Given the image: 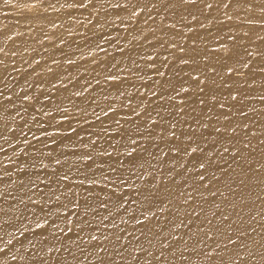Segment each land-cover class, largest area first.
Masks as SVG:
<instances>
[{
  "label": "snow or ice",
  "instance_id": "1",
  "mask_svg": "<svg viewBox=\"0 0 264 264\" xmlns=\"http://www.w3.org/2000/svg\"><path fill=\"white\" fill-rule=\"evenodd\" d=\"M79 6L84 7V4ZM110 6L126 12L130 20L138 19L141 14H144V24L148 25L151 21L154 25L149 27L148 31L155 35L159 29L163 33L156 37L157 42L164 41L160 43L161 47L167 43L165 37L168 32L164 30H173L176 28V24L161 23L157 25L156 17L163 21L170 14L173 18L179 15L178 22L183 24V21L188 20L189 17L192 21H197L199 16L204 15L206 11L211 13L220 10L224 11V18L229 21L233 17L228 15V11H232L242 23L247 20L248 24H252L253 19H264V0H259V3L257 0H125L123 4L116 3ZM241 11L245 13L243 17L240 15ZM256 11H259L261 16H253L249 19L248 13ZM183 26L187 27V25ZM200 26L203 27V24ZM188 30L192 31L190 27ZM145 39L147 38L145 37ZM229 39L233 40L234 46L232 49H226V58L234 59L238 55L235 51V38L229 37ZM167 46L180 53L187 51L184 47H178L176 43H167ZM221 47L226 46L222 45ZM190 50L192 53L198 52L196 47H192ZM0 53H4L3 48H0ZM12 55L15 56L16 53L13 52ZM247 55L251 56L252 53L248 52ZM256 56L261 58V62L264 63V50L257 52ZM148 59L151 61L153 57L149 56ZM179 59L182 64H188L189 60L193 64L197 63L194 55L189 56L188 59ZM167 60L168 57L165 56L164 61ZM3 63L4 61L0 60V65ZM36 63L38 64L39 61ZM161 64L163 67H168V64H164L163 61ZM235 64L242 65L243 68L249 67L248 62L241 60H235ZM147 67L153 68L160 76L165 75L151 63L147 64ZM222 67L226 69L229 76L238 71V67L228 63H224ZM204 71L219 78L215 66H207L200 74H204ZM260 71L264 73V68H261ZM106 79L115 80L117 77L108 75ZM191 80L196 84L195 95L200 97L198 105L204 106L208 111L204 112L201 108L200 111L203 115L197 119L191 114L197 112V108H191V112H187L189 104L180 101V106L177 108L178 123L181 128L188 125L189 130L180 131L178 135L177 122L165 120L160 111H157L156 116L153 117L143 107L142 101L133 107L132 100L129 99L126 106L131 108L134 116L141 117L143 113L147 114L143 115L142 124L138 120L132 128L137 139L128 135V142L123 145L127 149L124 153L128 160L127 165L123 161H119L116 166L110 165L107 169L108 174L102 173L99 180L93 175L85 176L83 180L73 181V188L69 189L67 193L58 191V189H64L65 182L69 181L70 177L66 172L58 173L55 167L52 169V174L58 178L54 181L45 179L39 174H36L35 180L29 179L27 184L21 181L14 191L23 193V196H17L14 192L0 189V233L5 232L6 222L3 218L12 213L14 218L22 220L24 214L32 210L29 208V204L38 205L41 201L43 202L45 207L41 208V212L44 214L45 224L52 216H56V219L60 220V210L68 209L69 205L71 206V215L63 217L65 227L58 228V225L53 224L51 236L55 243L51 245L48 243V236L43 235V225L40 223H37L36 227L42 229L41 237L28 240L27 246L18 241L20 247L13 246L15 247L13 251V247H9L12 245V239L6 242L0 240V244H3L0 247V264H5L6 261L8 264L17 261L21 264H49L50 260L55 264H161L162 260L169 264V255L178 259L180 264H190L192 256L201 259L204 264H264V244H259L258 247L249 246L244 242L249 238L245 231H240L235 239L228 235L226 241H219L215 237L223 235V233L219 231L218 226L213 225L212 219H207V230L204 226L197 225L199 231L196 233L190 227L193 221L189 217L196 212L193 202L202 197L206 191L210 192L213 197L217 192H220L218 187L215 191H211V187L220 180V177L216 175L217 170H220L222 174L227 172L224 164H227L225 153L229 152V147L225 146L224 140L235 139V136L226 137L224 134L229 131L236 133L239 127L238 125L234 126L230 121L223 127L212 124L215 115L212 110L217 105L221 109L224 107V104L219 103L215 95L216 80L212 78V75H206L204 80L200 79V75H196L192 76ZM221 80L224 82L222 78ZM3 83L4 79L0 76V84ZM165 84L171 85V81L160 83L159 98L161 101L168 102L169 107L175 108L177 106L171 104L175 97L167 95L164 90ZM171 89L175 92V85H171ZM180 91L187 93L189 89L181 84ZM151 95L157 96L156 89L151 90ZM176 95L179 96V92H176ZM20 99L28 101L31 97L24 94ZM231 99L235 101L236 95H231ZM260 99L264 100V96H261ZM0 101L11 103L12 97L6 96L4 91L0 90ZM136 108H141V112H137ZM2 110L3 103L0 102V111ZM108 111L111 112L114 109L110 107ZM104 115L107 116L108 113L105 112ZM241 115L247 117L248 114L241 111ZM205 119L207 123L204 122ZM225 119L229 118L225 117ZM216 120L218 123L219 116H216ZM189 121L193 123H189ZM126 122H128L127 119ZM160 125H164V127L159 132H155L153 126ZM210 125L215 127L216 136L209 144H206L202 139L203 133L199 130L208 128ZM243 127L247 128L248 125L244 124ZM141 139L156 151L153 153L147 148H143L140 143ZM25 142L27 143V141ZM250 143V140L245 142L244 148H248ZM221 148L222 151H220ZM141 149L148 151L149 158L133 155ZM216 152L219 153L218 156L215 155ZM104 154L101 153V155ZM107 155L111 156V153H107ZM237 156L242 160L245 159L239 149L232 154V160L235 161ZM85 158L92 159L91 156ZM141 160H143L142 163ZM180 161L186 162L181 163ZM54 164L61 165V160L56 159ZM32 167L35 168L36 164H32ZM231 167L232 165L228 164V168ZM258 167L264 169V163L258 162ZM39 168L43 170L48 168V165L40 160ZM253 171L255 170L253 169ZM190 173L191 176H189ZM7 175L11 174L7 173ZM177 176L182 177V184L175 181ZM85 180L93 185L99 184L100 191L85 189L81 198L80 193L75 191V187H82ZM206 180L207 183H205ZM0 183H2V179H0ZM228 191H232L230 185H228ZM61 196H64L66 203L61 200ZM24 197L27 199L25 200ZM34 197H38L39 200ZM5 202H8L7 207L4 206ZM21 205L22 207H20ZM32 211L34 212V210ZM196 215L198 217L199 213ZM213 218H216L215 214ZM227 219V216H222L221 223ZM185 221L188 222L185 223ZM11 226L15 227L14 224ZM178 229L184 231L178 234ZM251 230L255 231V229ZM193 241L195 242L193 243ZM209 241L215 247H211ZM54 251L62 252L63 255L51 256L50 254Z\"/></svg>",
  "mask_w": 264,
  "mask_h": 264
},
{
  "label": "bare ground",
  "instance_id": "2",
  "mask_svg": "<svg viewBox=\"0 0 264 264\" xmlns=\"http://www.w3.org/2000/svg\"><path fill=\"white\" fill-rule=\"evenodd\" d=\"M20 1H18L17 3L23 2L25 4L19 5L18 9H15L16 12L19 9L22 12V10H26H24V8L26 7H28L29 10L30 8L33 9V6H36L27 3L28 0ZM80 1L82 0H79V2ZM92 1L93 0H91V3H89L88 0V4L86 3V6H88L89 9L87 13L90 12L92 17L98 21L97 23L102 25L92 35L95 40H97L96 37L99 35L98 33L100 30H110L108 28H111L113 26V29H117L121 32V35H123L125 40L133 41L134 43L132 48H128L126 47V45H123L124 47L121 46V48L115 50L114 44H111L112 42L110 43L106 40V42L109 43L107 46H109L110 50L106 47L105 51H98L100 48L98 47V45L97 47H95L96 45H94V47L91 46L90 48L92 49H90L85 43L87 45V49L85 48V44L84 46L82 45L85 49H80V47H78V51V48H76L79 53L77 55V58L79 59V61H81L79 71L83 72L85 70L91 71L94 69H100L113 63V65L117 67L118 73H128V75L130 76V80L129 82L115 85V93L109 94L103 87H101V89L98 88L101 86L99 84H103V82L105 81V79H102L101 77L96 88H98L97 92L99 94L106 95V99L101 98L94 93L93 100L97 101L100 104L101 108L105 107V110L104 108L101 109L100 107L98 109L92 108L89 103L87 93H85L82 99L78 102V106L82 109H86L91 116H94L95 114L100 113V111H108V109L110 108V104L114 105V111H111L109 117L112 119V122L114 124L117 125V121H119V124L117 126L112 125L113 127H109L110 131H108L107 133L105 132L100 134L87 135L81 131L83 130V128H77L75 130H71L72 132L67 136H60L62 134H57L60 129H53L54 123L51 121L53 125L51 129H48V131L57 132L55 133L56 135L54 136V138H51L52 141L55 142V145L45 146L46 141L48 142L50 139L41 138L43 136L40 135L41 137H39L38 134V137L43 142L46 140L44 142V145L40 147L36 144L37 140L35 142H31L30 138L27 140V143H23L22 141H19L16 145H14L15 143L13 145L9 143L15 139L13 137L16 135V132L7 135L6 126L10 129H14L17 128L18 125L10 117L6 119H0V134H2L0 135V137H2L1 143L11 144L10 149L3 153H0V179H2V183H0V189L6 190L7 192H14V194L17 196H23V193L14 191L20 185L21 181L27 184L29 182V179L35 180L36 174L41 175L45 179H51L54 181L58 178L57 176H53L52 174V169L53 167H55L58 173L66 172L70 177L69 181L65 182V188L62 190L58 189V191H64L67 193L69 189L73 188V181L83 180L85 176L91 177L93 175H95L96 179L99 180L102 173L106 175L108 174L107 169L110 165L116 166L119 161H123L127 165L128 160L124 155L127 149L123 147V145L128 142V135H132L133 139H137V135L132 131V128L138 120H140L142 124L143 115L147 114L143 113L141 117L134 116L132 114L131 108L126 106L128 100H132L133 107H135L136 104L140 101H142L143 104L147 103V112H150L153 117L156 116L157 111H160L161 115L164 116V118L167 117L165 118V120L177 122V128L179 129L177 134L179 135L180 131L189 130L188 125H184L183 128H181L180 124L178 123L179 117H177V108L180 106V101H185L187 104H189V108L186 109L187 112H191V108H197V112L191 113L192 115L196 116L197 119H200V117L203 115V113L200 111L201 108H203L204 112L208 111V109L204 108V106L198 105V99L200 97H197L195 95L196 84L192 82L191 77L200 75V79L204 80L206 75H212V78L216 80V85L214 86L215 95L217 96L219 103L224 104V107L222 109L217 105V107L212 110L215 113L212 119V124L216 125L217 127H223L230 121L234 126L238 125L239 127L237 128L236 133H232L229 131L224 134L226 137L235 136V139L224 140L225 146L229 147V152L225 153L227 164H224L223 161H221V163L224 164V168L227 169V172L222 174L220 170H217L216 175L217 177H220V180L215 184V186L211 187V191H215V189L218 187L220 189V192H217V194L213 197L210 192L206 191L204 192V195L202 197L193 202V206L196 208V212L192 213V216L189 217V219L193 221L190 227L193 232L198 233L199 230L197 225L204 226L206 229L207 219H212L213 225L218 226L219 231L223 233V235H218L215 237L219 241H226V237L228 235H231L233 239H235L240 231H245L246 235L249 238L244 242L249 246L258 247L259 244H264V169H260L258 167V162L264 163V100L260 99L261 96H264V73L260 71L261 68H264V63L261 62V58L256 56L257 52L264 50V19H253L252 24H248L247 20H244V25L242 24L238 26H231L226 24L221 19V15L219 14L220 10H218L212 11L211 13L206 11L204 15L199 16L197 21H192L191 17H189L188 20L183 21V24H181L178 22L180 19L179 15L173 18V16L170 14L168 16L169 19L167 17V21L175 23L176 27L181 28H175L173 30L165 29L164 31L168 32V35L167 37H165V39H169V43H176L178 47H184L187 51L186 53H180L176 49H172L173 53L169 54V50L167 48L166 50L168 51L165 52L162 51L163 47L160 46V43H163L164 41L157 42L156 40V37L161 36L163 33L159 29L157 30L155 35L148 31L149 27L154 26L151 21L148 25H145L144 19L142 18L140 22H142L143 26L141 30H138L136 28L138 30L136 31V29H133L135 28L134 25H132L135 19L130 20L128 14L126 12L120 11L119 9H111L112 7L109 9L110 5H114L116 3L123 4L125 0H110L109 5L106 4L107 7L109 6L108 9L106 8L104 10L105 3L103 4V11L99 5H102L105 0L103 2L101 0H94V3ZM62 2L64 1L60 0L59 2L58 0H39L37 6H39L40 4L43 5L50 14L58 13L60 11H64L61 10L63 8ZM257 2L259 3V0H257ZM50 3L51 5L45 7L46 4ZM80 3H84V1ZM32 9H30V11ZM37 9L38 8H36V10ZM32 12L33 11L28 13ZM50 14H46L43 16V23H45L44 20L47 21V19L44 18L49 19V16L51 17ZM228 15H232L233 18L232 20H230L232 22L238 23L239 21H241L237 19L236 15H234L232 11H228ZM240 15L241 17H243L245 15L244 11H241ZM205 16H207V19H205ZM253 16L260 17L261 13H259V11L248 13L249 19H251ZM29 19L30 18L25 21H30ZM119 19H123V21L121 22V20ZM155 20L157 25L161 23L165 24L164 20L160 21L159 17L155 18ZM11 22H9V19L0 15V37L6 36L8 33L22 32V29L18 25L4 27L9 25ZM121 24H123L122 28L119 27V25ZM201 24H203V27L200 26ZM181 25H187V27H182ZM131 26H133V28H131ZM189 27L192 29V31L188 30ZM213 27H217L216 32L212 31ZM34 31L32 30L33 36H36L37 32ZM145 37L147 39H145ZM229 37L235 38V51L238 53V55L234 59L226 58V49H232L234 46L233 40L229 39ZM98 38L99 41L101 38L103 41V36L101 37L99 35ZM109 40L111 41V39ZM149 40H153V42H151L152 44L149 46V51H153V53H148V51L147 53L150 56H153V54L155 55L154 51H157V49H159L157 53H168V61L165 62H172L170 65L168 63V65L170 67L172 66V68L174 66L177 67L178 62L180 61V59L177 58L185 57L186 59H188L189 56L194 55L197 61L196 64H193L192 61L189 60L188 65H178V67L181 66V68L177 67L178 69H176L175 71L173 70L174 74L171 70L172 68L169 70L166 69L167 67H161L163 68L162 70H164V72L166 73L164 75L166 78L162 81V83L171 81V85H175L176 88V91L174 92L171 89V85L165 84L164 90L167 92V95L176 97V92H179V94L181 95L178 104L175 103V99L171 101V104L177 106L175 108L169 107V103L166 101H160L157 104L153 102L149 97H147L143 92L138 93L137 89L132 83L133 75L129 71H126L124 69V67H126L132 70L135 64L134 62H136L137 59H142L143 57L141 56H145L144 54H142V51H140L142 49L139 50V44L147 42ZM222 45L226 47L222 48ZM110 46H112L113 49ZM192 47H196L198 49V52L192 53L190 50ZM77 51L75 50V52ZM88 51L90 53L92 51L93 52L88 55ZM248 52L252 53V55H247ZM129 53L135 54L128 59H122ZM102 58L106 60H102ZM158 58L159 61L161 60L164 62V60H162V57L161 59L160 57ZM158 58H156L155 61H158ZM97 60H100V62L96 65V62L94 61ZM235 60L248 62L249 67L243 68L242 65L238 66L235 64ZM82 61H85V64H88L85 65L82 63ZM140 61L138 60V63ZM175 61L177 62L176 65L174 63ZM122 63L124 67L122 66ZM224 63H228L234 67H238V71L229 76L226 69L222 67ZM158 64L156 63V65ZM207 66H215L216 71L219 73V78L211 73H207L206 71H204V74L201 75L200 72L202 70H205ZM158 68L159 66L156 67V69ZM153 70V68L151 69L145 66L141 72L137 73V78L140 80H144L151 72H153ZM176 73H178V75H176ZM15 74L19 75L18 72ZM15 74L14 76L18 77ZM54 76H50L49 80L53 81ZM221 78L224 82H222ZM56 80L57 77L54 79V83H56ZM145 83L149 85L148 82ZM181 84L183 85V87L189 89L187 93L180 91ZM62 91H60L58 96H60V94L62 96ZM121 93H124V95H121ZM231 95H236L237 99L233 101L231 99ZM158 96L159 95H157V97ZM86 100L88 101L86 102ZM83 102L86 103L84 104ZM161 105H163V107H161ZM2 111L4 114L7 112L5 109H3ZM136 111L141 112V108H136ZM241 111L246 112L248 114L247 117L242 116ZM216 116H219L218 123L216 120ZM133 117L135 123L131 124V120ZM225 117H228L229 119L226 120ZM126 119L128 122H126ZM204 122L207 123V120L205 119ZM57 123L62 128L63 133L70 131V128L64 125L66 122L61 124L59 122ZM189 123L193 122L189 121ZM244 124H247L248 127L244 128ZM153 127L155 128V132H159L160 129L164 127V125ZM3 130L5 133L3 132ZM199 132L203 133L202 139L205 140L206 144H209V142H211L216 136L215 127H212V125H210L208 128L200 129ZM253 133H255L256 135L253 136ZM181 139H183V137H181ZM248 140H250L251 143L249 144L248 148H244V143ZM19 143H22L23 145L19 146ZM140 143L142 147L147 148L148 151H151L153 153L156 151V149H153L150 144H146L142 139L140 140ZM161 147H163V145H161ZM237 149L240 150V154L243 155L245 159L242 160L239 158V156H237L235 161L232 160V154L235 153ZM222 150L223 149L221 148L220 151ZM148 151H143L141 149L138 150V152L133 153V155H138L143 158H149ZM19 153L23 155V160L17 159ZM101 153L105 154L101 155ZM107 153H111V156H108ZM38 155H40L43 163L48 165V168L41 170L39 168V164L37 163L40 161L39 160L36 162L38 166L35 167L34 171L31 165L34 164L33 162H35V160L39 159ZM215 155L218 156L219 153L216 152ZM86 156H91L92 159L88 160L85 158ZM29 157L34 159H32V162H30L31 159L28 161L31 164H29L30 167H27L28 162L26 164L25 162L29 159ZM56 159L61 160V165L54 164V161ZM8 161H12L13 163L9 165L7 163ZM142 162L143 160H141V163ZM180 162L185 163L186 161ZM153 163H155V161H153ZM228 164H231L232 167L228 168ZM177 167H179V165H177ZM253 169L255 171H253ZM28 170L30 172H28ZM7 173H10L11 175L9 176L7 175ZM45 173H47V176H45ZM191 175L192 174L190 173L189 176ZM14 181L15 183H13ZM175 181L180 182L181 184L183 183L181 176L175 177ZM241 181H243V183H241ZM137 183H139V181H137ZM205 183H207V180L205 181ZM174 184L175 182L173 183V186ZM228 185L231 186V192L228 191ZM85 189L99 192L100 185H93L90 184L88 180H85V183L82 187H75V191L80 193L81 198L84 195ZM221 193H223V195H221ZM24 199L26 200L27 198L24 197ZM34 199L39 200L38 197H34ZM61 200L65 203L67 202L65 201L64 196H61ZM40 203L43 204L42 201ZM217 205H219V207H217ZM4 206L7 207L8 202H5ZM20 207H22V205ZM29 208L34 210V212L30 210L29 212L25 213L22 220L14 218L12 213L3 218V220L6 222L5 232L0 233V240L6 242L7 240L12 239V245H9V247H20V243L27 246L28 240H31L34 237H41L42 230L33 231L32 228L35 227L37 223H44V214L41 212L42 207L29 204ZM196 213H199L198 217ZM214 214L216 218H213ZM60 215L61 219L54 221V223L58 225V228H61V225L64 224L63 217L66 215H71V206L69 205L68 209H61ZM222 216L228 217V219L226 221H223V223H221ZM52 217L56 218V216ZM187 222L188 221H185V223ZM13 224L15 225V227L11 226ZM52 228L53 225L48 231H43V235L48 236V243L50 245L55 243L51 236ZM233 229H235V231H233ZM251 229H255V231H252ZM177 231L179 234L184 230L178 229ZM21 232H23L24 234L21 235ZM18 241L20 243H17ZM194 242L195 241H193V243ZM209 244L211 245V247H215V245L211 241H209ZM2 246L3 244H0V247ZM15 247H13V251L15 250ZM229 247L232 246L229 245ZM50 255L61 256L63 255V253H56L54 251ZM168 262L169 264H180V261L178 259H174L171 255L168 256ZM5 264H8V262L6 261ZM13 264H21V262H13ZM49 264H55V262L50 260ZM161 264H166V262L162 260ZM190 264H204V262L196 256H192Z\"/></svg>",
  "mask_w": 264,
  "mask_h": 264
},
{
  "label": "rangeland",
  "instance_id": "3",
  "mask_svg": "<svg viewBox=\"0 0 264 264\" xmlns=\"http://www.w3.org/2000/svg\"><path fill=\"white\" fill-rule=\"evenodd\" d=\"M18 1L0 0V15L2 17L9 19V22H11L12 20V22L9 25L4 27L18 25L22 29V32L20 33H8L6 36L0 37V48L4 49V53H0V60L4 61L3 65H0V76H2L3 79L5 77H8L4 79L3 84H0V90H3L6 96L12 97L11 103L7 101H0L3 103V109H5L8 112V114L7 112L4 114L3 111H0V119H6L10 117L18 125V127L14 129H10L6 126L7 135L16 132L17 136L15 135L13 138L18 139V140L14 139L13 140L14 142L12 141L13 143L12 142L9 143H11L12 145L15 143L14 145H16L18 144L19 141H22L24 143L30 138L31 142H35L37 140L36 144L42 147L46 140L43 142L39 137L43 136L41 138L50 139L48 142L46 141L47 144L45 143V146L55 145V142H53L51 138H54V136L56 135L55 133L57 132L48 131V129H51L53 123H54L53 129L54 128L60 129L57 133V134H62L60 136H67L72 132L71 130H75L77 128H83V130L81 129L79 130H81L87 135L100 134L105 132L107 133L108 131H110L109 127H113L112 125L117 126L118 124L117 125L114 124L112 122V119L109 117L111 112L100 111V113L91 116L86 109H82L78 106V102L82 99L84 94L87 93L91 107L94 109H98L100 107V104L97 101L93 100V94L95 93L101 98H105L106 95L99 94L97 92V89L98 88L101 89V87H103L105 90H107V93L114 94L116 91L115 85L129 82L130 76L126 72L118 73L117 67L114 66L113 63L111 65H107L100 69H94L91 71L85 70L83 72L79 71L81 61H79V59L77 58L78 57L77 55L79 54L78 47H80V49L81 48L85 49L87 45L89 48L91 46L94 47V45H96L95 47H97L98 45V47H100L98 51H105L106 47L110 50L109 46H107L109 43L107 42L110 43L112 42L111 44H114L115 50L121 48V46L123 45L124 46L126 45V47L128 48H132L134 42L125 40L123 35H121V32L118 31L117 29H113L112 28L113 26L111 28H108L110 30L106 29L107 31L106 30L99 31L98 34L101 37L103 36V41L102 38L100 39L101 42L99 41L100 38V37L98 38L99 35L96 37L97 40H95V38L92 35L102 25L97 23L98 21L92 17L90 12L87 13V11H89L88 6H86V3L88 4V0L80 1V2L84 1V3H80L79 0H61L64 1L62 2L63 8L61 9L64 11L62 12L60 11L58 13H51V14L48 13L47 9L44 8L43 5L40 4L39 6H37L39 0L27 1V3H29L30 5H36L33 6V9L29 7L30 9H32L31 10L33 11L32 13H28L31 12L30 9L28 10V7L24 8V10L26 9L28 12L26 10L25 11L22 10L21 12L20 9L16 12L19 5L25 4L23 2L17 3ZM58 1L60 2V0ZM101 1L103 2L104 0ZM108 1L109 0H107L106 3L105 0V2L102 3V5H99L100 8H102V6H104L103 4L105 3L104 10L106 8L108 9L109 6L107 7L106 5V4L109 5ZM92 2L94 3V0ZM81 4H84V7H80L79 5ZM49 5H51V3L46 4L45 7H48ZM36 8L38 9L36 10ZM110 8L111 6L109 7V9ZM111 9H113V7ZM46 14H50L51 17L49 16V19L44 18L47 19V21L44 20L45 23H43L42 21L43 16ZM219 14L221 15V19L228 25L238 26L245 24V22L242 23L241 21H239L238 23H235L225 19L224 11H220ZM25 18L27 19L30 18L29 19L30 21H25L27 20ZM142 18L145 19L144 14H141V16L138 19L134 20V23L132 25H134L135 28H133V26H131V28L133 29L137 28L138 30H141L143 25L142 22L140 21L142 20ZM122 21L123 19L121 20V22ZM164 23L166 25L171 24L170 21H167V18L164 19ZM181 26L183 27V25ZM119 27L122 28L123 24L119 25ZM176 28L179 29L181 27H176ZM137 29L136 31H138ZM32 30L33 31L35 30L34 32H37L36 36H33ZM110 31L112 32V34ZM212 31L216 32L217 27H213ZM108 32L110 33V35ZM109 39H111V41ZM149 41L153 42V40H149ZM165 41H167V43L170 42L169 39H165ZM167 43H165V46L163 47L162 51L167 52L169 50V54L170 53L172 54L173 53L172 48L167 47ZM84 44L86 45L85 48L83 47ZM151 44L152 43H148V41L139 44V50L142 49L140 51H142V54H144L145 56H141L143 57L142 59L141 58L137 59L136 62H134L135 64L132 70L124 67L123 63L122 66L126 71H129L133 75L132 83L134 87L137 89V92L138 93L143 92L153 102L158 104L161 100L159 96L158 97L152 96L151 90L156 89L157 95H159L160 83H162V81L166 77L158 75V73L153 70V72H151L144 80H140L137 78V73L141 72L143 68L147 66V64L149 63L153 64L155 68L159 66L160 68V69L158 68L159 71L165 73L164 70H162L164 67L162 66V64H160L161 60L159 61L158 57H160V59L162 57V60H164L163 57L164 56L169 57V54L165 52L164 54L158 52L159 53L158 54L157 51L159 49H157V51L156 50L154 51L155 55L154 54L153 56L151 55V57H153V60L150 61L148 59V57L150 56L148 53L150 52L151 54L153 53V51H149L150 50L149 46ZM76 48H78V51ZM166 48L168 50H166ZM75 50L77 52H75ZM13 52L16 53L15 56L12 55ZM88 53H89L88 55L91 54L89 51ZM134 54L135 53H129L125 55L122 59H128L132 57ZM156 58H158L159 62L155 61ZM184 59L186 58L184 57ZM102 60H106V59L102 58ZM138 60L141 61L138 63ZM36 61H39V63L37 64ZM69 61H71V63H69ZM94 62H96L95 64L97 65L100 62V60ZM17 63L20 65H18ZM82 63L85 64V61H82ZM156 63L157 64L159 63L161 66L159 64L156 65ZM163 63L168 64L169 62L166 63L164 61ZM171 63H169V65ZM174 63L175 65L177 64L176 61ZM179 63L180 61L178 62L177 67L178 65L182 64ZM169 65L166 69L170 70L172 66L170 67ZM182 66L184 65L182 64ZM174 67L171 69L172 71L181 68V66H179L178 68L176 66ZM49 69L51 70L49 71ZM13 72L15 73L18 72L19 75ZM14 74L18 77H15ZM108 75L115 76L117 77V79L107 80L106 76ZM50 76L52 77L54 76V79L57 77L56 83H54L55 82L54 79L53 81L49 80ZM101 77L102 79H105V81L103 82V84H99L101 85L100 87L96 88L98 85L97 81H99ZM145 82H148L149 85ZM5 85H7V87H5ZM85 89H87V91H85ZM62 90L64 91V94ZM60 91H62L61 92L62 96L61 94L60 96H58ZM27 93L28 96L31 97V99L28 101H22L20 97H22L24 94ZM59 97L62 98L60 99ZM180 98H181L180 94L179 96L176 95L175 97L176 104H178ZM88 100H86V102ZM146 106L147 103H144L143 107L146 108ZM110 107L113 108L114 105L110 104ZM103 108L105 110V107H102L101 109ZM105 112L108 113L107 116L104 115ZM97 117H99V119H97ZM134 121L135 120L133 117L131 120V124H134L135 123ZM57 122H59L60 124L66 122L64 125L69 127L70 131L63 133L62 128L58 125ZM1 141H2V137H0V149H2L0 153H3L11 148V144L9 143L3 144L1 143ZM21 145L23 144L19 143V146ZM38 156L39 159L35 160V162L33 163H36L37 161L41 160L40 155ZM17 159L23 160L24 157L21 153H19ZM32 159L34 158L29 157V159L25 162V164L29 160L30 162H32ZM30 162L27 163V167H30L29 166V164H31ZM7 163L11 165L13 162L8 161ZM37 163L39 164V162ZM38 164L36 166H38ZM32 169L35 171V168ZM29 170L28 172H30ZM41 187L43 188L44 185L42 184ZM45 191H47V189H45ZM37 206L45 207L42 203L38 204ZM55 220H57L55 217H50L47 224L43 223L42 224L43 231L45 230L48 231L50 227L53 225ZM64 227L65 225L62 224L61 228ZM32 230L37 231L42 229L37 228L35 226L32 228Z\"/></svg>",
  "mask_w": 264,
  "mask_h": 264
}]
</instances>
